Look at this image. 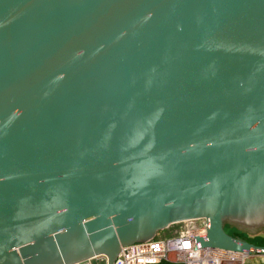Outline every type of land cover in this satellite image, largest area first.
Returning a JSON list of instances; mask_svg holds the SVG:
<instances>
[{
    "label": "water",
    "instance_id": "95a60500",
    "mask_svg": "<svg viewBox=\"0 0 264 264\" xmlns=\"http://www.w3.org/2000/svg\"><path fill=\"white\" fill-rule=\"evenodd\" d=\"M264 214V0H0V264H64L189 217Z\"/></svg>",
    "mask_w": 264,
    "mask_h": 264
},
{
    "label": "built area",
    "instance_id": "2783aa9c",
    "mask_svg": "<svg viewBox=\"0 0 264 264\" xmlns=\"http://www.w3.org/2000/svg\"><path fill=\"white\" fill-rule=\"evenodd\" d=\"M175 232L159 237L155 233L145 239L121 244L111 264H155L166 260L180 264H243L251 255L264 259V253H247L229 247L202 244L209 222L205 216L185 218ZM64 264H108L104 254H94Z\"/></svg>",
    "mask_w": 264,
    "mask_h": 264
},
{
    "label": "rangeland",
    "instance_id": "374dc122",
    "mask_svg": "<svg viewBox=\"0 0 264 264\" xmlns=\"http://www.w3.org/2000/svg\"><path fill=\"white\" fill-rule=\"evenodd\" d=\"M181 221H175L168 226L158 229L155 234L159 237H166L176 231ZM224 229L230 234L245 238L249 241L264 244V214L254 215L251 218H244L235 214H226ZM141 240V239H139ZM243 264H264V259L251 254Z\"/></svg>",
    "mask_w": 264,
    "mask_h": 264
},
{
    "label": "trees",
    "instance_id": "16d2710c",
    "mask_svg": "<svg viewBox=\"0 0 264 264\" xmlns=\"http://www.w3.org/2000/svg\"><path fill=\"white\" fill-rule=\"evenodd\" d=\"M233 235H236V234H233ZM155 264H180V263H173V262H169V261L163 260V261H160V262L155 263Z\"/></svg>",
    "mask_w": 264,
    "mask_h": 264
}]
</instances>
